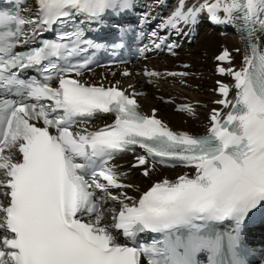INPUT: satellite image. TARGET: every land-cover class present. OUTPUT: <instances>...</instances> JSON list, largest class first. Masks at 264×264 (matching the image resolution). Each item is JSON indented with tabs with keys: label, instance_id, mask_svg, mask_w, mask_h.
I'll return each instance as SVG.
<instances>
[{
	"label": "snow or ice",
	"instance_id": "1",
	"mask_svg": "<svg viewBox=\"0 0 264 264\" xmlns=\"http://www.w3.org/2000/svg\"><path fill=\"white\" fill-rule=\"evenodd\" d=\"M131 6L132 0H36L34 18L0 10V264H201L202 253L206 264H246L245 229L264 207V44L257 35H264V0H178L160 25L179 34L178 25L194 26L207 12L213 24L244 32L243 65L218 68L234 78L235 100L222 84L225 99L217 103L231 110L226 117L214 110L203 136L144 115L118 86L79 79L87 62L71 59L100 45L77 22L99 23ZM56 25L65 27L58 39L66 43L43 40L16 50ZM217 59L231 57L225 50ZM30 68L42 79L18 76L16 70ZM73 73L77 78H69ZM98 114H114V122L89 130ZM137 147L144 154L132 167L143 166L145 177L157 163L193 172L161 179L138 199L114 195L112 189L134 185L123 182L126 173L112 161ZM109 201L118 210L106 207ZM140 234L160 238L140 243Z\"/></svg>",
	"mask_w": 264,
	"mask_h": 264
},
{
	"label": "bare ground",
	"instance_id": "2",
	"mask_svg": "<svg viewBox=\"0 0 264 264\" xmlns=\"http://www.w3.org/2000/svg\"><path fill=\"white\" fill-rule=\"evenodd\" d=\"M192 2L193 0H188L189 4ZM177 4L178 0H134L124 25L142 35V55L136 62L125 66L93 71L85 75L83 81L104 87L118 86L120 90L136 99L139 111L144 115H155V118L160 119L174 132L203 136L211 127L213 111L220 112L221 116L225 117L231 108L217 103L225 99L219 91L222 84L229 86L227 99L233 102L235 100L234 78L218 73V68L231 67L239 70L243 65L246 42L242 40L241 31L237 27L224 24L212 25L207 12L201 15L199 23L194 26L178 25L179 34L174 29L161 28L160 25L168 19ZM36 11V0H30L23 6L22 16L27 17L31 14L34 18ZM220 15L223 16V13ZM105 23L113 27L117 24ZM27 31L31 35L30 27ZM153 32H156L157 36H152ZM160 38H163L162 43ZM157 44L160 46L157 47ZM189 44L195 46L189 48ZM225 50L229 52L231 60L219 61L217 57ZM146 70L159 75L147 76ZM168 73L177 75L169 76ZM194 76L196 79L193 78ZM151 80L158 82L160 87L149 85L148 82ZM180 105L190 107L191 112L176 111ZM110 121L107 115H98L95 122L90 123L89 130L103 127ZM143 154L142 151H135L132 155H123L112 161L118 166V171L126 173L123 182L134 185L133 188L125 190L112 189L114 195L126 191L129 196L138 199L153 183L164 178L176 179L181 172L178 170L183 171L181 175L193 172V169L181 168H174L176 171L165 170L155 165V171L151 176L145 177L141 174L143 166L132 167L135 156ZM149 166L151 167V163ZM167 171H170L168 173L172 176L166 173ZM106 207H115L117 210L119 208L116 202L111 201ZM260 231L264 232V224Z\"/></svg>",
	"mask_w": 264,
	"mask_h": 264
},
{
	"label": "rangeland",
	"instance_id": "3",
	"mask_svg": "<svg viewBox=\"0 0 264 264\" xmlns=\"http://www.w3.org/2000/svg\"><path fill=\"white\" fill-rule=\"evenodd\" d=\"M203 22H201V24H202ZM225 33H227V34H229L228 32H225ZM195 45L194 44H189V48H192V47H194ZM188 46H186V48H187ZM194 79H196V76H194L193 77ZM149 85H151V86H153V87H160V84L158 83V82H156V81H153V82H150L149 81ZM186 107H185V105H181L179 108H177V110L176 111H184V109H185ZM191 119H193V117H191ZM173 171H176L175 169L173 170ZM178 171H181L180 173H179V175H181V174H183V171L182 170H178ZM168 172H170V171H167L166 173H168ZM170 176H172V174H170V173H168ZM178 175V176H179Z\"/></svg>",
	"mask_w": 264,
	"mask_h": 264
}]
</instances>
